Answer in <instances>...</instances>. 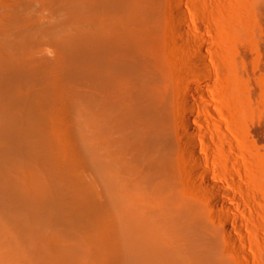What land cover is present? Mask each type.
Masks as SVG:
<instances>
[{"label":"bare ground","instance_id":"1","mask_svg":"<svg viewBox=\"0 0 264 264\" xmlns=\"http://www.w3.org/2000/svg\"><path fill=\"white\" fill-rule=\"evenodd\" d=\"M177 1L165 5L160 0H71L69 13L79 20V27L71 24L67 29L68 24L60 21L55 26L64 27L59 29L64 47L82 53L83 65L77 69L86 79L81 107L85 132L72 156L86 171L83 191L74 188L79 176L70 167L62 172L47 168L55 192L48 186L49 179L34 167V160L45 157L48 162L53 157L41 151L40 143L53 149L57 141L40 139L41 120L31 111L35 106L30 99L33 108L19 112L28 104L20 92L26 76L22 73H31L23 66L28 62L23 61L26 53L22 58L18 50L2 49L0 264L17 263L24 252L22 242L31 247V254H37V264L249 262L239 252L244 249L239 235L242 224L231 217L235 210L226 199L237 198L228 186L236 185L235 174L240 172L236 165L241 163L240 151L226 130L228 121L215 99V76L224 74L226 65L199 14L185 8L186 0ZM15 31L16 36L19 31ZM27 32L19 33L24 39L13 40V49L34 43L33 32ZM39 35L35 44L40 42ZM216 147L231 153L226 159L227 180L222 177ZM56 192L86 225L84 237V233L76 235L80 221L73 220L74 226L66 222L60 227V223V229L52 226V217L53 221L60 215L52 198ZM11 227L20 241L9 231Z\"/></svg>","mask_w":264,"mask_h":264},{"label":"rangeland","instance_id":"2","mask_svg":"<svg viewBox=\"0 0 264 264\" xmlns=\"http://www.w3.org/2000/svg\"><path fill=\"white\" fill-rule=\"evenodd\" d=\"M160 1L166 2L165 5H171L170 0ZM177 2H179V0ZM70 3L71 0H0V53L2 49L3 52L4 49H11L13 53L16 52L14 50H18L22 58L24 56L23 53H26L23 61L25 62L27 60L29 64L25 62L26 67L23 65L24 68H26L25 71H30L32 73L31 69L33 68L32 70L35 74L32 75L29 73L28 75L30 77H28L27 73H22L26 75H22L25 79H21L24 80L21 85L24 83L23 85L25 87L22 85L24 87H22V89L25 90L21 89L20 91L21 94L23 93L22 97H24V99L27 101L30 99L33 103L24 100V102L28 104L24 103V105H26L25 107L23 104V107L18 106L20 111L16 109L21 112L22 115L25 114L26 111L28 113L33 106L37 108L38 105L41 104L42 106L40 105L37 109L34 107L36 110L33 108L38 114H36L33 109L31 110L36 117H40L41 120V127H39V129L42 130L40 139H52L54 142H58H55V147L53 149L40 143L41 151H44V154L51 153L53 157L49 159L48 162L45 161V157L34 160V167L49 179L48 186L52 192L55 191L53 179H51L50 173L47 171L49 167L57 172H62L64 167H70L75 170V172H78L77 175L79 176V180L75 182L74 186L76 190L83 191L85 188L84 183L86 182V171L84 166L74 155L72 156L74 147L81 145L82 137L85 132L83 130H85L84 124L86 117L81 107L87 91L85 85L86 79L84 73L77 69L79 68L78 66L83 65L82 53H73L71 48L64 47L65 44L63 45L61 37L62 30H59L62 28L64 29V27H55L56 25H60V22L61 24H68L65 26L67 29L73 24L76 25L77 28L79 27V24H77L79 20H77V18H72V14L69 13ZM184 5L188 11L197 12L199 14L202 27L205 29L206 33L214 38L217 43L219 58L226 65L225 73H220L222 74L220 78V74L217 76L218 78L215 76L217 79L215 85V99L222 108V113L224 112V119L228 121L229 129L226 128V130L233 139V143L236 147L235 150H239V153H241L237 155L241 163L240 165H236L240 170L239 174L235 172L236 185L233 187L228 186L229 189L235 191L234 193L237 198L226 199L231 208L235 210V214H230L231 217L237 218L242 224L239 229V235L242 236L244 249L239 252L241 254L244 253V255L250 258L249 262L244 263L264 264V0H186ZM57 19L58 23L56 24ZM61 19H64V21ZM68 19H70L71 22L68 21ZM17 29L19 33H24L29 30L27 33L32 34L33 32L35 37H38L39 33L43 30L46 34H42L44 31L40 33L39 38L41 39L38 38V42H41H39L40 44H35L37 40L35 41V37L33 36L34 38H32V35H30L31 38L34 39L31 40V42L34 43L28 42L31 46L34 44L36 46L31 47L29 45V47L28 43L25 49L22 47L20 49H13V43L17 41L18 36L23 37H19L18 39L20 40L25 38L23 34H19L18 32L16 36L14 35ZM39 29H41L40 32ZM71 29L74 30L75 27ZM57 30L60 34H58L59 32ZM35 31L37 35H35ZM60 43H62V45H58ZM38 45L40 46L37 47ZM27 47L30 51H28ZM22 50H24V52ZM76 54L81 57L80 62H78L79 57ZM27 65H30V67H27ZM42 65L44 66L42 67ZM72 65L73 73H71L72 71L70 70ZM46 66L47 68H45ZM74 67H76L77 72L74 70ZM50 72L54 73L50 74ZM76 73L80 76H77L78 74ZM46 76L47 78L45 79ZM223 79H225L224 82ZM52 91L53 93L55 92V94L58 92L57 95H53ZM33 93H35V95ZM39 93H42V95ZM38 94L42 97L46 95V99H43V97L41 98L43 100H41ZM13 99L12 101L14 103L16 98L15 100ZM46 100L50 101L51 104ZM54 100H56L55 104L53 103ZM29 102H31L33 106H31ZM11 120L13 121V118H11ZM60 147L61 149H59ZM216 154L218 157L217 162H219L223 169L222 177L227 180L228 175L225 174L227 166L226 159L231 153H225L224 149L216 147ZM202 155H206V153L202 152ZM79 156H81V154ZM9 163H12L10 165L13 167L16 166L11 161ZM49 163L51 165H49ZM79 181L80 183H78ZM77 185L79 187H76ZM52 198L53 203L58 204L60 207H57V210L59 208L58 212L60 215H58V212L54 214V216L58 215V218L57 216L54 217L55 221H52L53 217L51 219V224L52 222L55 223L54 225L52 224V226H56L57 229H60V227H63L64 223L66 225L68 223L71 225L72 222H75L73 220H76V222L80 221L82 225L79 228L80 231L76 233V235L78 234L77 236H80L81 234L82 236L84 233L82 236L84 237L87 232L86 225L81 220L76 219L73 214L75 209L70 202L61 197L58 192H56ZM59 219L60 221H58ZM60 223L62 225H60ZM59 225L60 227H58ZM11 228H9V231L12 232L15 230ZM15 233L18 236L17 230L11 234L14 235ZM16 235L15 237L17 239ZM76 239L78 238L75 237V240ZM17 240L20 241L19 236ZM26 244L27 242H22L21 246L24 251L21 256L23 260L20 258L16 260L17 263L15 262L14 264H21L23 261L24 263L22 264H35L34 260L36 264L39 263L38 261H40V259L37 254L35 252L31 254L30 252L33 251L30 250L31 247L28 249V245ZM3 249L7 251L8 248L4 246ZM98 254L96 253V256L99 258L100 253ZM33 255H35L36 258ZM30 257L31 260H29ZM100 257L102 258V255ZM101 258L99 259L100 261Z\"/></svg>","mask_w":264,"mask_h":264}]
</instances>
